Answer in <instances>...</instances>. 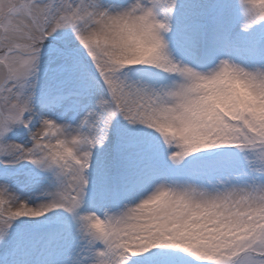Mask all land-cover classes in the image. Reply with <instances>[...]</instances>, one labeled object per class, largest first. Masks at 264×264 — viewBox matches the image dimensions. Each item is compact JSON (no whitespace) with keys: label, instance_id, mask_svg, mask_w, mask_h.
I'll return each mask as SVG.
<instances>
[{"label":"snow or ice","instance_id":"obj_1","mask_svg":"<svg viewBox=\"0 0 264 264\" xmlns=\"http://www.w3.org/2000/svg\"><path fill=\"white\" fill-rule=\"evenodd\" d=\"M0 264H264V0H0Z\"/></svg>","mask_w":264,"mask_h":264}]
</instances>
